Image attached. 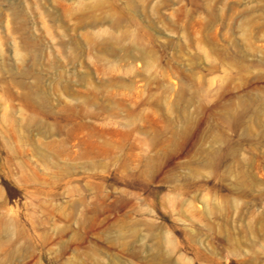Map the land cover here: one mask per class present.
Wrapping results in <instances>:
<instances>
[{
  "label": "rangeland",
  "instance_id": "obj_1",
  "mask_svg": "<svg viewBox=\"0 0 264 264\" xmlns=\"http://www.w3.org/2000/svg\"><path fill=\"white\" fill-rule=\"evenodd\" d=\"M0 264H264V0H0Z\"/></svg>",
  "mask_w": 264,
  "mask_h": 264
}]
</instances>
